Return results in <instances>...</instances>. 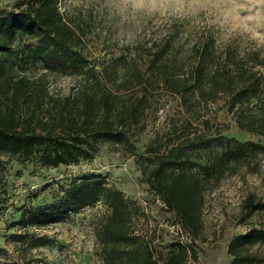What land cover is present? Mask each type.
<instances>
[{"label": "trees", "instance_id": "obj_1", "mask_svg": "<svg viewBox=\"0 0 264 264\" xmlns=\"http://www.w3.org/2000/svg\"><path fill=\"white\" fill-rule=\"evenodd\" d=\"M60 5V0H20L16 9L0 11V160L16 157L57 167L91 158L105 141L128 146L165 208L184 229L198 233L208 186L243 164L256 160L258 168L264 158V56L252 51L238 57L236 48L221 47L206 36L194 41L192 58L183 61L175 51L176 35H170L146 47L125 46L118 60L95 65ZM28 68L35 72H26ZM69 69L81 83L73 91L53 94L49 74ZM160 87L190 106L226 97L237 124L261 138L212 137L200 126L185 131L174 125L139 153L130 132L143 120L147 92ZM129 88L141 92L123 100L121 91ZM2 184L0 178V188ZM98 201L110 209L97 227L104 264H187L194 253L189 244L177 241L157 256L152 242L133 230L138 207L95 172L75 177L50 203L23 209L17 224L44 227ZM244 205L249 213L264 210V198L250 194ZM257 242H264V227L234 235L228 246L233 262H261L262 255L250 250ZM47 243L41 235L31 246Z\"/></svg>", "mask_w": 264, "mask_h": 264}, {"label": "rangeland", "instance_id": "obj_2", "mask_svg": "<svg viewBox=\"0 0 264 264\" xmlns=\"http://www.w3.org/2000/svg\"><path fill=\"white\" fill-rule=\"evenodd\" d=\"M17 1L20 0H0V11L16 9ZM60 1L61 11L81 33L82 50L95 65L120 57L125 46L143 43L146 47L170 35H176L175 51L181 53L183 61L192 58L194 41L206 36L214 37L221 47L236 48L238 57H248L252 51L264 56V0ZM142 53L147 57L144 50ZM26 72L35 71L28 68ZM75 73L70 69L50 73L51 92L62 95L77 89L81 82ZM137 92H141L140 88H129L120 96L130 101ZM147 93L149 102L143 120L130 132L139 153L145 152L157 135L166 137L174 125L185 131L200 126L212 137L261 138L237 124L224 96L190 106L162 87ZM261 160L258 168L254 169L256 160L243 164L218 184L208 186L201 226L193 234L165 208L128 146L105 141L91 158L57 167L5 156L0 160V264H104L97 227L110 214L105 201L85 206L44 227L23 229L17 224L23 209L50 203L75 177L91 172L120 188L127 200L138 207L133 230L152 242L157 256L165 255L172 243L182 241L194 249L187 264H235L228 251L232 237L251 227H264V210L249 213L244 205L250 194L264 198V158ZM24 232L26 238L22 237ZM41 235L48 243L31 246ZM250 250L263 257L261 262L251 264H264V242L255 243Z\"/></svg>", "mask_w": 264, "mask_h": 264}]
</instances>
